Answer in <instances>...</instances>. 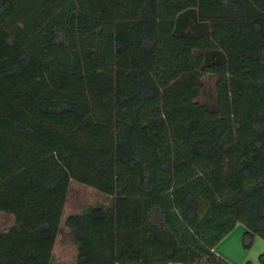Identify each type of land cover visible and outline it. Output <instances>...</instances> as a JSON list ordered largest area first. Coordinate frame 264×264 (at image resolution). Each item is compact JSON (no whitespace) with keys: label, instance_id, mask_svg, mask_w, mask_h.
I'll list each match as a JSON object with an SVG mask.
<instances>
[{"label":"trees","instance_id":"obj_1","mask_svg":"<svg viewBox=\"0 0 264 264\" xmlns=\"http://www.w3.org/2000/svg\"><path fill=\"white\" fill-rule=\"evenodd\" d=\"M71 181L110 198L65 218L73 264L264 240V0H0V264H57Z\"/></svg>","mask_w":264,"mask_h":264},{"label":"rangeland","instance_id":"obj_2","mask_svg":"<svg viewBox=\"0 0 264 264\" xmlns=\"http://www.w3.org/2000/svg\"><path fill=\"white\" fill-rule=\"evenodd\" d=\"M205 86L204 92L198 97V101H206L208 92L212 91L213 79L206 76L202 79ZM213 102V101H212ZM110 198L76 183L70 184L66 212L64 217L71 214L81 213L91 206L107 207ZM10 217L0 214V233L6 231L12 225ZM61 232L56 240L53 250V262L57 264H73L76 258V247L66 231ZM246 227L242 223L236 224L235 228L220 240L214 247L217 256L229 264H264L261 256H264V240L254 236L249 245L243 237ZM263 259V258H262Z\"/></svg>","mask_w":264,"mask_h":264},{"label":"crops","instance_id":"obj_3","mask_svg":"<svg viewBox=\"0 0 264 264\" xmlns=\"http://www.w3.org/2000/svg\"><path fill=\"white\" fill-rule=\"evenodd\" d=\"M72 182V181H71ZM71 182L69 183V186H68V190H67V195H66V200H65V203H64V206H63V211H62V216H61V219H60V232L58 233V236H59V234L61 233V232H63L64 233V231L62 230V228L66 231V236H67V234H68V230L65 228V226L63 225V223H64V220H65V218L67 217V216H69V215H67V216H63L64 214H65V212H66V203H67V199H68V192H69V187H70V184H71ZM72 183H76V182H72ZM76 184H78V183H76ZM79 185H81V184H79ZM81 186H83V185H81ZM85 187V186H84ZM86 188H89V187H86ZM95 191V190H94ZM102 195V194H101ZM1 214V213H0ZM76 214H78V213H76ZM80 214V213H79ZM1 215H4V216H6V217H10L11 218V221L14 223V220H13V218L11 217V216H9V215H5V214H1ZM72 215V214H71ZM13 223H12V225H13ZM11 225V226H12ZM10 226V227H11ZM58 236H57V238H56V240L58 239ZM55 244H56V241H55ZM55 244H54V247H55ZM54 247H53V250H54ZM53 250H52V254H53ZM215 252V251H214Z\"/></svg>","mask_w":264,"mask_h":264}]
</instances>
